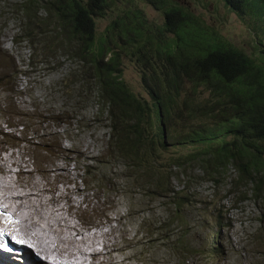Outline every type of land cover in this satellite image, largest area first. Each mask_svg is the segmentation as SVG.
Returning <instances> with one entry per match:
<instances>
[{"label":"trees","instance_id":"1","mask_svg":"<svg viewBox=\"0 0 264 264\" xmlns=\"http://www.w3.org/2000/svg\"><path fill=\"white\" fill-rule=\"evenodd\" d=\"M140 1L166 13L164 22L151 25L135 0H19L14 9L24 15L22 35L32 56L71 64L65 85L78 78L88 94L81 98L97 105L96 118L108 114L111 134L102 154L108 161L100 164L118 162V171L123 165L130 183L166 207L172 223L187 227L184 214L199 211L196 222L204 230L212 214L198 190L204 182L223 184L234 169L236 183L252 186L264 224V0H223L232 12L252 17V54L178 2ZM106 15L109 24L99 31L97 20ZM8 55L4 71L17 66ZM123 57L139 65L150 99L123 78ZM9 71L18 75L17 67ZM260 232L255 238L264 254ZM215 235L213 252L201 242L177 245L189 257L218 256L223 240Z\"/></svg>","mask_w":264,"mask_h":264},{"label":"rangeland","instance_id":"2","mask_svg":"<svg viewBox=\"0 0 264 264\" xmlns=\"http://www.w3.org/2000/svg\"><path fill=\"white\" fill-rule=\"evenodd\" d=\"M18 1L0 0V77L11 82L10 87L0 85V151L4 155L8 153L10 163L24 157L37 179L43 181H46L48 170L59 164L72 167L77 184L85 190L83 199L89 197L92 201L90 204L85 202L84 215L80 214L81 220L77 222L83 225L82 220L91 221V215L103 220V234L113 235L108 236V241L115 237L119 241L116 247L110 241L111 252L118 256L115 258L119 264H123L121 261L126 254L133 256L131 264H264V254L256 243V238L262 236L261 229H264L261 222L263 209L252 196V186L236 183L234 169L228 170L223 184L204 182L198 190L201 202L205 208L210 206L212 214L209 226L204 230L203 227L198 229L196 222L199 211L184 214L187 227L172 223L166 207L156 200L142 197L139 193L141 188L130 183L129 172H123V165L116 167L118 171L114 168L118 162L100 164L108 161L100 159L111 134L108 114L103 112L102 118H96L97 105L94 100L81 98L88 94L78 78L74 77L76 81L67 87L73 80L71 78L65 85L63 81L71 71V64H64L63 58L48 62L39 55L32 56L31 44L22 35L24 15L20 9H14ZM135 1L145 11L151 25L158 26L166 19V13L156 9L151 2ZM173 1L252 54L257 35L251 16L232 12L223 0ZM110 19L106 15L97 20L99 31L105 30ZM8 53V58L12 55L16 61L18 75H11L9 71L16 67L3 70L7 66L3 58ZM123 61L125 81L135 93L149 98L143 87L139 65L128 57H123ZM61 86L64 90L67 87L65 94L59 92ZM199 92L201 97H206L202 90ZM54 177L55 174L51 178ZM16 179L22 178L17 175ZM177 182L180 181H176L177 187H181ZM167 224L169 227L165 230ZM216 233L223 240V251L218 256L212 253L208 258L189 257L177 245L187 241L198 247L201 242L200 246L213 252L211 248L216 245L213 244ZM121 245L126 248L122 249ZM1 250L0 253L8 260L22 263L20 257ZM107 261H110L108 257Z\"/></svg>","mask_w":264,"mask_h":264},{"label":"bare ground","instance_id":"3","mask_svg":"<svg viewBox=\"0 0 264 264\" xmlns=\"http://www.w3.org/2000/svg\"><path fill=\"white\" fill-rule=\"evenodd\" d=\"M21 158L10 163L8 153L0 151V238L12 244L7 253L23 260H8L0 253V264H119L110 244L116 247L119 241L116 237L108 241L112 234H103V220L89 215L91 221L77 222L84 215L85 202L92 201L83 199L85 190L77 184L74 169L59 164L48 170L46 181L38 180L29 161ZM126 255L121 262L131 264L133 256Z\"/></svg>","mask_w":264,"mask_h":264},{"label":"clouds","instance_id":"4","mask_svg":"<svg viewBox=\"0 0 264 264\" xmlns=\"http://www.w3.org/2000/svg\"><path fill=\"white\" fill-rule=\"evenodd\" d=\"M12 244H9L8 242L6 241H3L1 238H0V250L2 253H5L3 250L6 251L7 247L11 246Z\"/></svg>","mask_w":264,"mask_h":264}]
</instances>
